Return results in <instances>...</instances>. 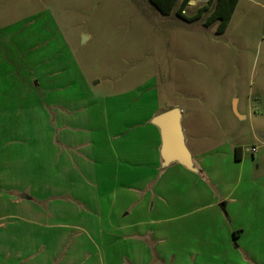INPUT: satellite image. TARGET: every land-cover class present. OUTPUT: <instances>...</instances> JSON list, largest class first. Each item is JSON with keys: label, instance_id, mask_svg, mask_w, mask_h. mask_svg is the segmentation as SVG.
Instances as JSON below:
<instances>
[{"label": "crops", "instance_id": "crops-1", "mask_svg": "<svg viewBox=\"0 0 264 264\" xmlns=\"http://www.w3.org/2000/svg\"><path fill=\"white\" fill-rule=\"evenodd\" d=\"M30 42L0 39V264H264V153H206L183 116L197 171L164 167L172 108L56 85Z\"/></svg>", "mask_w": 264, "mask_h": 264}, {"label": "rangeland", "instance_id": "rangeland-1", "mask_svg": "<svg viewBox=\"0 0 264 264\" xmlns=\"http://www.w3.org/2000/svg\"><path fill=\"white\" fill-rule=\"evenodd\" d=\"M208 3L190 1L188 22L147 0H0V39L8 51L27 36L37 54L49 49L56 85L84 80L100 99L177 106L187 132L209 136L206 153H264V10L240 6L217 33L218 23L207 26L211 7L194 20Z\"/></svg>", "mask_w": 264, "mask_h": 264}, {"label": "water", "instance_id": "water-1", "mask_svg": "<svg viewBox=\"0 0 264 264\" xmlns=\"http://www.w3.org/2000/svg\"><path fill=\"white\" fill-rule=\"evenodd\" d=\"M182 117L181 109L174 107L155 116L152 120V124L160 130L162 137L163 166L167 167L176 162L188 170L197 171L193 156L186 143Z\"/></svg>", "mask_w": 264, "mask_h": 264}, {"label": "trees", "instance_id": "trees-1", "mask_svg": "<svg viewBox=\"0 0 264 264\" xmlns=\"http://www.w3.org/2000/svg\"><path fill=\"white\" fill-rule=\"evenodd\" d=\"M152 7L163 16L171 15L176 12L179 17L185 21L192 22L191 19L184 16L183 11L188 6L191 0H147ZM239 0H209L208 5L200 8L194 16V20H199L204 13L211 9L208 17L207 26L218 23L217 33H224L233 17ZM235 153L238 159V153H241V148H236Z\"/></svg>", "mask_w": 264, "mask_h": 264}, {"label": "built area", "instance_id": "built-area-1", "mask_svg": "<svg viewBox=\"0 0 264 264\" xmlns=\"http://www.w3.org/2000/svg\"><path fill=\"white\" fill-rule=\"evenodd\" d=\"M191 1H192V0H191ZM257 150H258V149H257L256 147H253V148H252V152H253V153H256Z\"/></svg>", "mask_w": 264, "mask_h": 264}]
</instances>
